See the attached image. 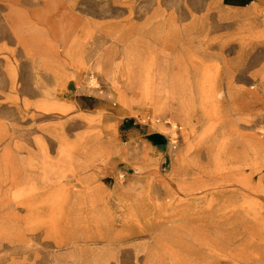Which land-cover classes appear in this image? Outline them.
Returning a JSON list of instances; mask_svg holds the SVG:
<instances>
[{
	"label": "rangeland",
	"instance_id": "1",
	"mask_svg": "<svg viewBox=\"0 0 264 264\" xmlns=\"http://www.w3.org/2000/svg\"><path fill=\"white\" fill-rule=\"evenodd\" d=\"M238 1L0 0V264H264V0Z\"/></svg>",
	"mask_w": 264,
	"mask_h": 264
},
{
	"label": "crops",
	"instance_id": "2",
	"mask_svg": "<svg viewBox=\"0 0 264 264\" xmlns=\"http://www.w3.org/2000/svg\"><path fill=\"white\" fill-rule=\"evenodd\" d=\"M239 4V7H243L244 6V2L242 0H239L238 3ZM245 15H247L248 17H253V16H256V14L258 15V8H257V5L254 4L251 6V8L246 11V13H244ZM118 93V102H119V106L118 108H116V110L118 111L119 114L121 113H124V112H127L128 111V108H129V101L125 102V98H127L128 96L125 94V90L123 88H119V91L117 92ZM154 104L156 105V109H160L161 106V100L157 99L156 101H154ZM157 111V110H156ZM128 119V118H126ZM125 119V121H127ZM110 145L113 147L112 145V142H110ZM264 146V145H263ZM264 149V147H263Z\"/></svg>",
	"mask_w": 264,
	"mask_h": 264
}]
</instances>
